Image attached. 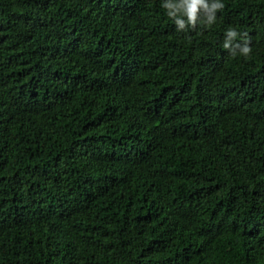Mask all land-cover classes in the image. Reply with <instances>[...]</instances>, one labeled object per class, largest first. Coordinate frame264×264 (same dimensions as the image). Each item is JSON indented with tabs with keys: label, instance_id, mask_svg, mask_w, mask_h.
I'll return each instance as SVG.
<instances>
[{
	"label": "trees",
	"instance_id": "16d2710c",
	"mask_svg": "<svg viewBox=\"0 0 264 264\" xmlns=\"http://www.w3.org/2000/svg\"><path fill=\"white\" fill-rule=\"evenodd\" d=\"M220 2L0 0V264H264V0Z\"/></svg>",
	"mask_w": 264,
	"mask_h": 264
},
{
	"label": "clouds",
	"instance_id": "9594fccd",
	"mask_svg": "<svg viewBox=\"0 0 264 264\" xmlns=\"http://www.w3.org/2000/svg\"><path fill=\"white\" fill-rule=\"evenodd\" d=\"M162 7L167 10V15L175 20L177 30L184 31L189 27L195 29L198 21H201V16H203V23L206 25H211L215 22L216 12L224 8V4L220 0H214V2L209 5L207 0H179L178 3H173L172 0H164ZM182 17H187L183 19ZM189 27L186 28L185 26ZM226 38L223 47L235 56L237 50L240 54L248 56L251 53V48L249 46V41L246 38L247 34H244V42L234 43L236 37L240 35L236 29L228 28L226 31Z\"/></svg>",
	"mask_w": 264,
	"mask_h": 264
}]
</instances>
